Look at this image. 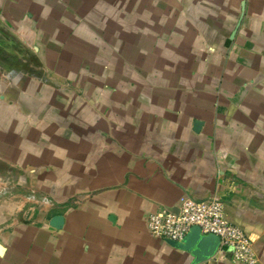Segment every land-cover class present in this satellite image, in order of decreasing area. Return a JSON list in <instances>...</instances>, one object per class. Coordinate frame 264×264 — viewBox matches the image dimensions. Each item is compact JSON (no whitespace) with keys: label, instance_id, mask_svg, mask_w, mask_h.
<instances>
[{"label":"crops","instance_id":"1","mask_svg":"<svg viewBox=\"0 0 264 264\" xmlns=\"http://www.w3.org/2000/svg\"><path fill=\"white\" fill-rule=\"evenodd\" d=\"M97 1L0 0L12 28L18 19L37 35L23 43L52 46L64 66L86 57L122 82L90 112L59 108L38 128L34 101L20 103L0 75V171L30 181L0 199V264H194L148 219L215 195L264 264V75L244 63L251 39L238 34L244 18L264 19V0H140L109 48L98 38L118 20ZM201 264L245 263L218 250Z\"/></svg>","mask_w":264,"mask_h":264},{"label":"rangeland","instance_id":"2","mask_svg":"<svg viewBox=\"0 0 264 264\" xmlns=\"http://www.w3.org/2000/svg\"><path fill=\"white\" fill-rule=\"evenodd\" d=\"M89 1L85 8L91 5ZM97 2L99 6L107 4L108 9L113 10L114 19L119 22H113L108 32L102 28V33L98 38L101 41V47L109 48L112 47V44H109L111 42L109 32L114 31L113 28L118 30V27L123 24L122 20L128 19V16L131 17L133 22L139 20L138 13L135 10L140 5V0H98ZM58 16L63 20L65 18L63 15L56 13V17ZM215 16L218 19V14ZM0 17L1 22L9 28L0 33V75L4 74L6 79L3 86L11 85L16 88L20 103L28 100V98L34 101L33 105L29 104V106L32 108L33 117H35V127L40 128L41 125L39 124L52 122V120H46V122H42V120L43 118L57 116V113H59L57 109L59 108H61L60 112H63L66 116H74V113L78 112L81 107L85 111L84 114L90 112L89 102L108 100L107 96L109 94L107 92L110 91V87L122 83L118 80L121 76L117 74L114 77V75L107 76L106 73L103 74L104 70L99 69L95 64H88L86 57H83L82 64L80 63L78 67L62 65L59 60L60 54L52 46H48L46 43L28 45L23 43L24 40H31L37 36L29 26L27 27L26 22L17 19L15 22L17 27L12 28L13 26L11 27L6 22L5 16L2 18L0 14ZM237 19L238 13L232 14V16L228 15L227 21L231 20L234 25ZM248 19L247 17L243 19L238 30V34L243 35L246 33L251 39V41H246L244 44L245 48L248 49L246 54L244 52L246 56L248 55V59L244 63L248 68H252L253 76H256V74L264 75V19L262 17L258 22L249 21L250 19ZM221 20H223L222 14ZM237 46L240 47L241 45L233 43L231 49L233 47L237 48ZM62 51H65L64 47L59 52ZM67 52L69 51L67 50ZM102 76H104L103 79H98ZM167 80L169 81L165 83H172L171 77ZM51 106L52 108H50ZM100 111L105 112V109H100ZM1 167L0 199L7 195L8 197L3 198V200H11V196L18 191L15 186L21 184V186L26 187L29 186L30 181L27 180L26 174L22 171ZM17 200L21 201V199Z\"/></svg>","mask_w":264,"mask_h":264},{"label":"built area","instance_id":"3","mask_svg":"<svg viewBox=\"0 0 264 264\" xmlns=\"http://www.w3.org/2000/svg\"><path fill=\"white\" fill-rule=\"evenodd\" d=\"M148 223L154 236L175 241H183L197 225L202 234L220 237L218 250L223 254L230 253L234 260L245 264L258 263L252 239L241 226L229 220L225 203L219 196L207 200L184 196L176 210L163 208L153 212Z\"/></svg>","mask_w":264,"mask_h":264},{"label":"water","instance_id":"4","mask_svg":"<svg viewBox=\"0 0 264 264\" xmlns=\"http://www.w3.org/2000/svg\"><path fill=\"white\" fill-rule=\"evenodd\" d=\"M60 222H62V217L59 216L52 221V224L60 226ZM166 241L173 247L189 251L194 257V264H201L215 256L221 239L215 234H202L201 228L195 225L183 241L171 239Z\"/></svg>","mask_w":264,"mask_h":264}]
</instances>
